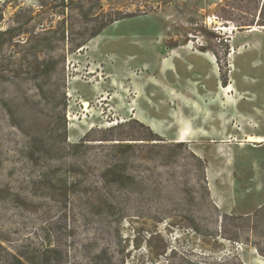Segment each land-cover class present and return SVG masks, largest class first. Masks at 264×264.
Returning a JSON list of instances; mask_svg holds the SVG:
<instances>
[{
    "label": "rangeland",
    "instance_id": "rangeland-1",
    "mask_svg": "<svg viewBox=\"0 0 264 264\" xmlns=\"http://www.w3.org/2000/svg\"><path fill=\"white\" fill-rule=\"evenodd\" d=\"M263 1L0 0V264H264Z\"/></svg>",
    "mask_w": 264,
    "mask_h": 264
},
{
    "label": "crops",
    "instance_id": "crops-1",
    "mask_svg": "<svg viewBox=\"0 0 264 264\" xmlns=\"http://www.w3.org/2000/svg\"><path fill=\"white\" fill-rule=\"evenodd\" d=\"M165 58L168 60V62H167V64L166 65H164V60H165ZM173 59V52H171L169 55H166V56H164L163 58H162V65H163V67L165 68V69H171V68H169V67H171V66H169V63L171 62V60ZM175 68V67H174ZM217 70H218V67L216 68ZM182 93V96H185V93L182 91L181 92ZM199 94V93H198ZM195 101V100H194ZM203 101H204V103H206V104H208V102H207V100L206 99H203ZM195 102H197L198 104H201V101L200 100H197V101H195ZM149 125L153 128V129H156V123H155V121L154 122H152V119H150V122H149ZM157 131V130H156ZM159 131V130H158ZM160 133V135H163L161 132H159ZM185 133V135L187 136L188 135V133L187 132H184ZM187 137H189V136H187Z\"/></svg>",
    "mask_w": 264,
    "mask_h": 264
},
{
    "label": "trees",
    "instance_id": "trees-1",
    "mask_svg": "<svg viewBox=\"0 0 264 264\" xmlns=\"http://www.w3.org/2000/svg\"><path fill=\"white\" fill-rule=\"evenodd\" d=\"M120 19H122L120 16H116L109 23H114V22H116V21H118ZM260 22H261V25H264V1H263V4H262V9H261V13H260ZM109 23L104 24L102 26V28L95 35H98L104 29V27L106 25H108ZM11 31H14V28H9L6 31H4V33L6 34V33H9ZM158 137H159L158 140H162V138H160V136H158Z\"/></svg>",
    "mask_w": 264,
    "mask_h": 264
},
{
    "label": "bare ground",
    "instance_id": "bare-ground-1",
    "mask_svg": "<svg viewBox=\"0 0 264 264\" xmlns=\"http://www.w3.org/2000/svg\"><path fill=\"white\" fill-rule=\"evenodd\" d=\"M84 105H85V108L88 107V105H89L88 101H85ZM248 141H250V142H251V141L261 142V141H263V138H262V137H254V136H251V137L248 139Z\"/></svg>",
    "mask_w": 264,
    "mask_h": 264
}]
</instances>
